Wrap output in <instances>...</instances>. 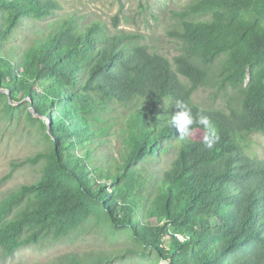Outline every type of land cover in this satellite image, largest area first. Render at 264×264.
Here are the masks:
<instances>
[{
  "label": "trees",
  "instance_id": "1",
  "mask_svg": "<svg viewBox=\"0 0 264 264\" xmlns=\"http://www.w3.org/2000/svg\"><path fill=\"white\" fill-rule=\"evenodd\" d=\"M61 11L58 0H0V114L26 98L47 140L20 162L36 178L0 200L1 254L47 247L94 222L140 246L118 257L264 264V158L251 139L264 135V0L170 10V58L141 35ZM48 19V30L16 42L26 20ZM205 86L221 105L195 102ZM178 100L213 123L212 150L201 125L187 140L170 126ZM109 260L67 254L54 264Z\"/></svg>",
  "mask_w": 264,
  "mask_h": 264
},
{
  "label": "rangeland",
  "instance_id": "2",
  "mask_svg": "<svg viewBox=\"0 0 264 264\" xmlns=\"http://www.w3.org/2000/svg\"><path fill=\"white\" fill-rule=\"evenodd\" d=\"M187 1L151 0L143 9L139 7L140 0H58L62 13L82 14L101 20L111 31L141 35L144 43L155 47L168 58L175 53L176 46L173 39L166 35L170 10L179 9ZM114 17H118L117 27H114ZM51 20H26L15 34L16 42L26 43L35 34L48 30ZM194 100L210 107L223 102L220 93L206 86L196 93ZM10 104L13 107L11 114H0V200L36 178L35 166L20 165V162L47 145L41 124L28 118L27 112L33 114V110L28 107L27 99L11 101ZM194 136L199 138L201 134L196 132ZM251 139L253 152L257 157L264 158V135L256 134ZM9 173L10 176L2 181L1 178ZM103 227L89 222L47 247L27 246L9 257H4L0 251V264H54L55 259L67 254H90L93 258L110 256L111 260L105 261V264H158L151 255L127 254L118 257L124 248L140 249V246L131 240L127 232L110 233ZM159 264L166 263L160 260Z\"/></svg>",
  "mask_w": 264,
  "mask_h": 264
},
{
  "label": "clouds",
  "instance_id": "3",
  "mask_svg": "<svg viewBox=\"0 0 264 264\" xmlns=\"http://www.w3.org/2000/svg\"><path fill=\"white\" fill-rule=\"evenodd\" d=\"M174 109L175 111L171 117L170 126L174 125L177 128L179 138L181 140H187L192 135V125L199 124L205 130L203 145L206 149L212 150L219 140V135L210 119L203 114L194 117L191 109L180 100L176 101Z\"/></svg>",
  "mask_w": 264,
  "mask_h": 264
},
{
  "label": "water",
  "instance_id": "4",
  "mask_svg": "<svg viewBox=\"0 0 264 264\" xmlns=\"http://www.w3.org/2000/svg\"><path fill=\"white\" fill-rule=\"evenodd\" d=\"M0 90H2V92H3V91L6 92V91L3 90V89H0ZM10 103H11V101H10ZM32 110H33V109H32ZM33 115H34V116H37V115L34 113V110H33ZM46 124H47V132H49V131H48V123H46Z\"/></svg>",
  "mask_w": 264,
  "mask_h": 264
},
{
  "label": "built area",
  "instance_id": "5",
  "mask_svg": "<svg viewBox=\"0 0 264 264\" xmlns=\"http://www.w3.org/2000/svg\"><path fill=\"white\" fill-rule=\"evenodd\" d=\"M180 239H182V238L180 237Z\"/></svg>",
  "mask_w": 264,
  "mask_h": 264
}]
</instances>
